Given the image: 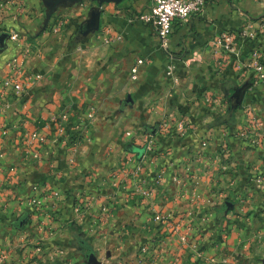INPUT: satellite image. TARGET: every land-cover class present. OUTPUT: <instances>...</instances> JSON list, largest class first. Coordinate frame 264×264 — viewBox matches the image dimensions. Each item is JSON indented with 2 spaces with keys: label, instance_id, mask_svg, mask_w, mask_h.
<instances>
[{
  "label": "crops",
  "instance_id": "0c3cea01",
  "mask_svg": "<svg viewBox=\"0 0 264 264\" xmlns=\"http://www.w3.org/2000/svg\"><path fill=\"white\" fill-rule=\"evenodd\" d=\"M23 1V15L16 8L0 12V35H7L0 45V81L10 62L21 58L27 86L18 96L0 89V243L12 220L23 216L24 230L38 231L46 250L56 251L49 256L58 259L62 242L75 235L91 240L94 251L123 228L135 233L136 245L161 246L153 261L137 255L138 264L227 263L223 245L209 243L214 234L224 239L227 233L217 231L224 220L214 217L221 195L214 185L239 179L230 166L236 155L252 154L247 161L254 162L255 140L243 142L240 125L256 111L239 109L231 122H219L233 88L255 77L251 51L259 48L264 58V0H204L200 13L174 26L167 51L139 20L149 0ZM94 12L98 30L87 31L83 25ZM58 20L63 24L56 29ZM249 21L255 37L239 50L213 46L220 33H236ZM13 32L15 41L8 37ZM116 32L121 40L107 41ZM138 59L144 64L132 80ZM30 75L40 78L31 81ZM257 90H264V82L251 83L244 97L249 109L264 103V96H251ZM62 115L80 138L75 153L44 147L34 160L25 134ZM179 119L185 121L181 134L171 128ZM162 122L169 128L160 129ZM246 136L254 137L249 130ZM211 157L217 167L227 162L223 158L230 163L213 174ZM50 191L61 196L45 203L39 217L21 202ZM157 214L167 217L168 234L157 228Z\"/></svg>",
  "mask_w": 264,
  "mask_h": 264
},
{
  "label": "rangeland",
  "instance_id": "374dc122",
  "mask_svg": "<svg viewBox=\"0 0 264 264\" xmlns=\"http://www.w3.org/2000/svg\"><path fill=\"white\" fill-rule=\"evenodd\" d=\"M251 80L250 82L253 85L261 84V82L255 81L254 78ZM249 90H251V87L246 91L244 97L250 96ZM252 95L264 96V90H257ZM244 97L240 106L233 110L232 115L227 113L229 107V104H227L225 107L226 114L219 122L220 125L226 124L228 121L231 122V119H234V113L239 109L244 112L250 110V113L256 111L255 116L251 114L250 120H248L247 116L243 117V124L240 125L244 132L242 141L251 140L252 143V139L255 140L256 151L254 160H252L254 162L247 161L251 159L252 154H250V157L247 156L246 152L238 157L236 155L233 157L237 161L236 164H230V166L233 167V170L236 169L239 179H236L233 184L214 185L215 189L220 190L218 194H221L220 202L218 201V205L214 207L216 212L214 217L216 218L217 216L218 219L224 220L222 223L224 225H219L220 228L218 227L217 231H227V233H224V239H220L217 234L213 235L211 233L213 237H210V239L213 240L209 241V243L216 245L219 242V244L223 245L221 249L222 257L227 259V263L224 264H264V103L257 104L255 109H249L251 105L244 103ZM242 105L245 106L242 108ZM180 121L183 120H177V122ZM171 128L176 131L175 125H171ZM248 130L251 135H254L253 138L246 136ZM176 136L180 135L177 134ZM229 158H223L222 160L230 163ZM211 160H213L211 164L213 174L218 173L220 165L227 163L221 161L217 167L216 157H211ZM224 171H228V169ZM229 173L231 172L229 171ZM30 197L23 199L24 201L21 200V202H26ZM225 202L231 204V207L228 209L223 208ZM33 213L36 217H39V210L37 212L34 210ZM22 217L12 220L9 228L1 236L0 264H86L84 257L85 248L81 246L80 240L87 241L89 245L91 240L88 241V239H83L82 236L75 235L74 239H70L69 242H62L64 245L59 249L62 252L59 259L53 254L50 257V252H56L55 249L48 248L49 252L46 250L38 236L40 235L38 231L35 233L28 231V229L24 230L28 221H25L21 228L17 227V221ZM167 225V223L163 222L158 224L157 228L160 229L161 233L168 234V231L165 230ZM232 229L234 232H232ZM134 234L132 230L123 233L122 228L121 231H115L114 235L110 233L111 239L106 243L102 245L97 243L98 248L93 253L98 264H103V260L106 261L104 264H138V256L142 260L148 261H153L157 258L161 246L156 244L157 249H155V246L150 248L151 246L149 245H143L149 246L147 255L143 256L140 253L142 246L136 245ZM190 264H199V262H191Z\"/></svg>",
  "mask_w": 264,
  "mask_h": 264
},
{
  "label": "built area",
  "instance_id": "2783aa9c",
  "mask_svg": "<svg viewBox=\"0 0 264 264\" xmlns=\"http://www.w3.org/2000/svg\"><path fill=\"white\" fill-rule=\"evenodd\" d=\"M204 7V0H149V4L140 15L139 20L153 29L159 40V46L164 51L168 49V41L172 34L175 25L185 23L191 16L196 15L202 11ZM16 8V15L25 14L26 7L23 0H0V12H5L8 9ZM260 25L264 23V19L260 20ZM63 22L58 20L54 25L56 29L62 26ZM256 30L254 29L253 22L249 21L242 26L236 33H220L213 41V46L220 48L222 51H237L241 48L244 40L254 39ZM9 39L15 41L18 38V34L13 32L9 34ZM121 33L116 32L113 36H108L107 41H119L121 40ZM251 60L254 61L255 69V81L264 82V58L262 51L259 48H255L251 51ZM263 59V60H262ZM143 59H138L131 68V79L136 80L139 66L143 65ZM173 66L168 65L166 68V74L172 75ZM40 78V75L32 76L29 79L36 81ZM22 74V59L14 58L10 62V73L0 81L1 93L4 90H9L13 95H20L27 89L23 82ZM160 129H168V123L162 122ZM185 128V122L180 121L176 124V130L183 132ZM128 136L133 137L129 132ZM23 139L31 151V156L34 160H39L44 151V147L52 150L55 146H61L67 148L68 152L75 153L80 138L77 133L73 131V128L66 119V115H62L58 118H52L48 124L43 126H36L25 134ZM149 143V142H146ZM152 189L149 188L144 192L145 196H150ZM61 196L59 191H50L43 194L41 197H32L26 201V204L31 206L33 211L41 213V210L45 203L52 200H57ZM77 211L80 212L81 206L77 205ZM167 217L157 214L154 220L158 223L165 222ZM185 242V234L180 236V243ZM157 249V246L155 247ZM149 246H142L140 253L143 256L147 255Z\"/></svg>",
  "mask_w": 264,
  "mask_h": 264
},
{
  "label": "water",
  "instance_id": "95a60500",
  "mask_svg": "<svg viewBox=\"0 0 264 264\" xmlns=\"http://www.w3.org/2000/svg\"><path fill=\"white\" fill-rule=\"evenodd\" d=\"M109 1H113V2H120L122 0H98V4L101 5L104 2H109ZM99 27V15L98 13L94 12L90 15L89 20L84 23L83 28L87 31H96L98 30ZM7 38L6 34H1L0 35V45L3 44L4 40ZM251 87V83H244L243 85L239 86V87H234L233 88V92L229 97V107H228V115H232L233 110L238 108L243 100V97L246 93V91L248 89H250ZM231 204H229L228 202H225L223 205V208H230ZM25 222V218L22 217L17 221V227L21 228L23 226ZM80 244L82 247L85 248V253H84V257H85V262L86 264H98L97 260L95 259L94 253L91 249V247L89 246V244L85 241H80Z\"/></svg>",
  "mask_w": 264,
  "mask_h": 264
}]
</instances>
